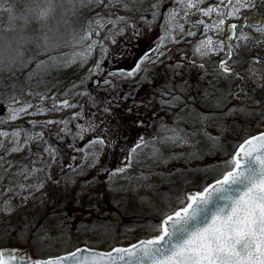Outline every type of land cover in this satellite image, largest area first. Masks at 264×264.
<instances>
[{
	"label": "snow or ice",
	"instance_id": "snow-or-ice-1",
	"mask_svg": "<svg viewBox=\"0 0 264 264\" xmlns=\"http://www.w3.org/2000/svg\"><path fill=\"white\" fill-rule=\"evenodd\" d=\"M203 3L204 0H172V6L162 10L164 0H155L147 8L144 6L145 0H0V89H2L0 107L4 110L0 115V124L15 122L26 115H44L57 109L78 107L68 99L57 103L55 97H52L51 109L40 107L31 101L34 98L43 103L48 98L47 92L36 91L41 85L46 86L44 81L48 74L77 63L83 67L92 57L94 49L99 47L101 56L95 65L89 68L87 76L84 77L86 81L103 71L109 53L108 43L116 45V37L125 35V29L129 27L133 29L134 35H139V29L135 24L130 23V17L120 15V11L141 13L140 20L148 26L156 22L159 16H163L164 35L153 49L155 52L163 46L168 37H172L173 43L177 42L173 36L175 29L184 32V25L179 23V19L183 18L180 16L181 12L185 17L192 9L200 11L202 16H209L215 12L217 19L213 20L212 24L204 23L203 19L197 21L198 25H203L207 34L209 30L223 31L227 19L239 20L242 12L257 7L256 0H219L215 6L200 8ZM261 6H264V0ZM97 9L100 11H96ZM149 11L150 20L145 19L144 15ZM85 12H95V15L85 16ZM243 20L248 21L249 17H243ZM119 25L124 27H118ZM245 27H252L260 37H264V21L241 25L231 23L228 25L229 35L226 40L213 41L208 37L202 39L194 48V53L201 59L219 52H223L225 58L213 65L211 70L204 63L196 64L195 59L188 61L189 64L203 70V75L197 79L205 83L202 88L198 83L195 90L199 95L201 106L207 111L196 108V98L190 95L193 90L191 81L176 80V77L183 76L181 70L184 67L185 57L182 56L179 61L169 65L171 76L166 77L153 89L148 103L151 106L158 93L160 98L157 103L160 110L172 117L173 124L169 126L162 123L160 131L164 135H158L152 140L140 136L128 151L125 160L121 162L123 166L103 170V174L107 176L104 183L108 185V191H126L124 188H113V180L121 177L131 182L133 177L129 176L128 172L134 162H139L137 157L144 149L151 148L150 158L160 162L163 160V153L159 145L167 146L171 143L182 147L195 140V143L190 145L193 151L187 155L189 159H199L202 158L197 148L201 142L199 137H203L210 145L204 155H211L222 148L223 134L229 127L237 124L238 116L246 121L256 120L257 127L260 123H264V100L255 99L243 85L233 89L228 83L229 78L239 79V73L232 66L233 63L241 62L240 56L233 61L235 49L240 47L239 41L253 40L243 31H240L238 37L234 35L238 28ZM186 35L193 36L195 33L189 30ZM234 39L237 40L235 45L231 43ZM254 42L262 44L264 39H256ZM67 48L71 51H62ZM163 55L166 53L158 54L152 63L160 65ZM40 57L44 58L40 59ZM149 59L150 56L146 53L130 70H120L119 73L109 71L107 75L110 77L119 75L131 79L144 72L145 76L141 77V83L147 81L155 85L154 80L147 79V73L151 69L143 67ZM254 62L259 63V60ZM25 70L27 73L24 82L21 83L18 73H24ZM251 71L255 76L256 72ZM103 83L109 85L112 81L104 79ZM222 83H228V86L221 87ZM73 87L78 85L74 84ZM257 87H264V84H257ZM76 94L88 95L86 92ZM89 99L92 97L89 96ZM79 107L81 111L75 113L71 119L84 120V123H76V131L72 134V139L85 141L86 135L89 138L82 146L72 145L76 151L82 152L83 156L80 165L73 163L67 165V168L82 174L84 164L89 159L92 163L88 167H96L103 150L106 147L114 148L116 142L106 139L105 135H93L98 130L107 134L109 128L103 119L99 123H95L93 119H85L84 106L79 105ZM33 108L35 111H30ZM174 109L178 111H173ZM111 110V101H108L102 111L110 114ZM90 115L95 117L96 113ZM153 118L162 122L164 119L157 113H153ZM229 120L232 121L231 126ZM29 123L33 128L37 127L35 122ZM181 123L188 124L191 131L179 127ZM44 124H62L60 133L69 134L67 120H47ZM137 126L145 125L143 121H139ZM209 127L214 128L219 135H212L208 131ZM21 133H23V142ZM57 138L59 139V135ZM39 141L47 144L42 131L33 133L21 127L11 131L0 130V149L5 148V142L11 145L4 151V155H0V179L9 180V184L4 188V194L12 193V199L19 198L20 205L38 199L42 207L40 215L22 221L19 229L5 230L3 237L0 238L5 241L13 239L29 242L36 249L37 255H30L26 249L0 247V264H117V261H124V264H264V130L254 135H246L242 142L235 146L231 158L222 166L224 169L222 175L217 177L214 183L206 185L201 191L188 194L186 206L174 212H165L162 222L156 229L159 235L153 239L141 241L139 245L134 244L128 249L113 248L109 253L76 248L75 251L65 255L54 257L49 255L46 258L39 255L40 246L45 241L51 244L56 240H62L66 222L74 220L75 213L68 212L67 203L58 205L53 201L50 206H46L48 199L47 193L44 192L46 183L51 181L60 185V180L53 179L50 171L45 172L51 169L52 164L41 158L42 167H22L9 176V171L15 167V164L6 159L7 156L19 153L25 148L31 151V144ZM97 146H99L98 151H89ZM43 153L55 163L57 149L46 146L43 148ZM76 159V156L72 157L73 162ZM195 171L207 172L208 169ZM21 177L23 181L35 182L25 183ZM98 178L82 182L81 190L73 200L77 208L83 207L81 198L86 194L89 200L103 199V193L92 195L85 191ZM137 179H147V176ZM74 184L75 181L71 178L65 180V187ZM36 193L40 195L36 196ZM168 199L169 197H164L165 202ZM114 206L119 208V203H115ZM15 208L16 205H13L12 200L9 199L4 203L3 212L11 214ZM94 209L99 212L96 204H89L85 209L89 217ZM38 219L42 220L39 224ZM113 252L116 255H113Z\"/></svg>",
	"mask_w": 264,
	"mask_h": 264
},
{
	"label": "rangeland",
	"instance_id": "rangeland-1",
	"mask_svg": "<svg viewBox=\"0 0 264 264\" xmlns=\"http://www.w3.org/2000/svg\"><path fill=\"white\" fill-rule=\"evenodd\" d=\"M260 1L262 0H256V5L258 8L242 12L240 14L241 19H227L225 21L223 31L209 30L207 34H205L204 32L203 25H198L197 21L203 19L204 23L212 24L213 20L217 19L215 12L211 13L209 16H202L200 11H198L197 9H192L190 10L189 15L186 17L184 16V13L181 12L180 16L183 18L179 19V23L184 25V32L181 33L179 29H175L173 31V36L175 37V40L177 42L173 43L172 37H168L165 39L163 46H161L158 51L155 52L153 51V49L156 48L160 37L164 35V28H162V25L164 23L163 16H159L156 22H154L151 26H148L140 20L141 13L136 12L133 14L120 11V15L130 17V23L135 24L136 28L139 29V35H134L132 28H126L125 35L116 37V45H111L110 43L107 44V46L109 47V53L108 58L103 65V71H101L98 75L93 76L85 81L84 77L87 75L84 73V70L83 76L78 80L79 82L75 84L78 85V87H73V85L66 87L64 91H61L60 95L55 96V101L57 103H59L63 99H68L70 103L76 104L78 105V107L57 109L44 115H26L15 122L3 124V130L8 129L7 131H11L15 124L19 125V127L21 128H24V123H28L29 125H31V123H29L31 121L35 122L37 128L39 129L36 132H44V140L47 141V144H45L44 141L33 142L30 146L31 151L25 148L19 153H15L6 157L7 160H11L15 164V167L10 169L9 174L11 176L12 173L19 171L22 167H42L43 165L41 162V158L43 159V161L52 164L51 169L45 170V172L50 171V174L53 179L60 180V185L58 186L56 184H53L51 183V181L46 183V186L44 188V192L47 193L48 197L46 206H50L53 201H55L58 205H62L64 203L68 204V212L70 214L75 213V216L74 220H68L66 222L65 231L71 230L78 232L79 237H76L79 242L78 246H87L90 248L110 250L113 246L127 245L130 244V242L132 243L133 241L130 238L132 237L131 235L139 236V238H146V236H148L149 234L144 231L143 226L141 227V225L139 226V224H132V222L128 223L126 219H124L128 214H125V216L122 215L123 213H128L133 210L129 207V205H127L129 204L128 199L129 202H131V200L136 201L137 197L141 198L143 195H147L146 199L142 198L145 200L142 203L143 205H141V209L149 208L150 203L152 202L154 204L153 209L155 208L158 213H164L167 211L169 205H167L166 202H164L163 205H160L162 202L161 200H163L164 196H160V198L153 197L152 195H149L151 194L149 192L154 189L152 188L153 186H158V181L160 177L157 176H168L167 173H170L168 171H170L176 165H180V162L177 163L174 161H167L166 157H169V155H171L172 153H190L191 151H193L190 145L194 144L195 140H191L189 142V145H185L182 147L171 143H169L167 146L159 145L161 152L163 153V160L160 162L154 161L150 158L151 148L144 149L143 152H141L137 157L139 162H134L132 168L128 172V175L133 177L131 182L121 177H116L113 180V188H124L126 191H108V185L104 183V181L107 180V176L103 174V170H110L123 166L121 162L125 160L128 151L140 136H144L147 140H152L154 137L161 135L162 131H160V126L163 122L164 124H167L169 126L173 124L171 116L166 115L160 109H156L153 105L149 106L148 104L149 94H152L155 85L163 82L166 77L171 76L169 65L179 61L182 56L185 57L183 61L184 67L181 70L183 72V76L176 77V80L178 82L181 79H185L191 81L192 83L193 65L188 63V61L192 59L196 60V64L203 62L208 67V69L211 70L213 65L218 64L221 59L225 58L224 53L219 52L217 54L211 55L210 57L201 59L198 55L194 53L195 46L202 39H206L208 37H211L213 41L226 40L227 35L229 33L228 25L233 22H238L239 25L244 23H253V18L255 17V14L253 13L257 12L259 15L264 14L263 10L261 11ZM154 2L155 0H145V7L147 8L150 4ZM218 3L219 0H204V3L201 4L199 7L207 8L209 6H215ZM171 6L172 0H164V9L162 10H166L168 7ZM144 15L145 19H151L150 11L145 13ZM243 17H249V20L244 21ZM262 19L264 20V18ZM118 27H124V25H119ZM189 30L194 32L195 35H186ZM104 31L106 32L107 29H105ZM240 31H243L249 37H252L253 40L264 39V37H260V35L252 27H245L243 29L238 28L236 37L239 36ZM103 34L104 33H102V36ZM231 43L237 44V40L234 39L233 41H231ZM239 45L240 47H244L245 51L248 52V54L250 53V50H252V53H254L252 56H256L259 60V63H255L250 60L251 64L249 66V71L248 68H246V75L248 76L247 78L251 81V85L255 86L254 88H252L253 91L250 92L252 93L251 95H253L254 97H258L257 100H259V97L261 96V100H264V87H257V84H264V43H251L250 40L247 42L239 41ZM240 47L238 49H241ZM163 50L164 52L162 53H166V55H163L161 57L162 63L160 65L153 64L151 59L156 57L159 52ZM146 53L149 54L150 59L145 62L143 67L151 69V71L147 73V79L154 80L155 85L147 81L141 83V77L145 76L144 72H140L137 76H135V78L131 79L123 78L119 75L111 77L107 75L109 71L119 73L120 70H130L132 67H134L135 63L138 62L139 59L143 57ZM100 56L101 52L99 47H97L96 49H94L92 57L86 64L85 69L88 71L89 68H92L95 65L96 61L100 58ZM250 69L256 72L255 76L252 75V71ZM93 78H96L99 82L97 88H92L91 80ZM104 79H109L112 81V83L109 85H105L103 83ZM208 79H211V77H208ZM78 92H86L88 93V95L80 96L76 94ZM190 95H194L193 97L196 98V108L200 109L201 111H207L201 106L199 102V95L197 93L194 94L193 91L190 93ZM89 96H91L92 99H89ZM116 97H120V99H116ZM159 98V94L157 93L155 100L157 99L158 101ZM108 101H111L112 105V110L110 114H106L102 111L103 107ZM233 103L237 102L233 101ZM33 104H37L43 108L51 109L53 99L52 97H49L46 98L43 103L38 101L33 102ZM79 105L84 106L83 111L85 114V119H93L95 123H99L100 120L103 119L105 121L106 126L109 128V132L107 134H104L98 130V132L93 135H105L106 139L116 142L114 148L106 147L103 150L96 167H88V165L92 163L91 159H89L84 164L82 174L79 171L72 172L69 168H67V165L73 163L75 165H80L81 157L83 156V153L76 151L75 148L72 147V145L75 144L77 147L82 146L83 143H85L89 138L86 135L85 141H73L72 139V134L76 131V123H84V120L74 121L71 119V117L75 113L81 111ZM129 109H131V112H129ZM30 111H35V108L31 109ZM90 113H96L95 117H92ZM153 113L159 114L158 116L160 117L161 114H165L167 117H163L164 119L162 122L159 119H154ZM2 114L3 112H0V115ZM47 120L69 121V134L64 135L60 133V129L63 127L62 124H44V122ZM168 120L170 121L168 122ZM139 121H143V124L145 126L138 127L137 123ZM251 122L254 123L257 121L251 120ZM178 126L184 128L186 131H191V127L188 124L181 123ZM259 127L261 129H264V123H260ZM28 128H31V126H29ZM250 128L253 129V127L251 126ZM208 131L212 135H214V132H212L213 128L209 127ZM58 135L59 139L57 138ZM199 139L201 142L197 145V148L203 158L201 159V162L194 164L197 165L209 162L210 165H208V168H210L209 170L211 174L214 173L215 175H218L219 173L223 172L224 169L222 166L227 160L231 158V155L233 154L232 151H234L236 145L223 144L221 140L222 148L220 150L215 151L211 155H204V153L208 151L210 145L207 141L203 139V137H199ZM21 141L23 142V133H21ZM46 146H51L57 149V157L55 163H52L47 154L43 153V148ZM10 147L11 145L5 142V148L0 149V155H4V151ZM98 150L99 146L89 149V151ZM73 156H76L77 158L75 162H73L72 160ZM191 164H193V162ZM41 175H44V173H41ZM143 176H147V179H137ZM95 177H99L98 180H96L95 183L92 186L88 187L85 191L86 193L92 195H98L100 193H103V199L89 200L88 195L86 194L81 198L83 200V207L77 208L73 203V200L76 197V194L80 192L82 182L85 180L92 181ZM69 178L74 180L75 184L65 187V180ZM21 180L23 181L22 177ZM194 180H199V178H194ZM23 182L30 184L34 183L35 181L28 180ZM202 183L203 181L201 182V180L197 182L198 186H201ZM201 188L203 187H191L190 189L199 190ZM16 191H19V189H16ZM51 191L53 192V194L48 193ZM187 192L188 191L186 189L182 196L184 201L183 205L187 202ZM65 194L67 195L66 200ZM23 195H28V193H23ZM35 195L39 196L40 193H36ZM12 197V193H8L7 195H5L4 188H1L0 186V234L1 232L5 230H10L13 227L14 229H19L20 227L17 224L19 223L18 221H21L22 215L26 216V220H31L33 217H37L42 213L40 201L36 202V200H34V206H31L30 210H27L26 205H20L19 198L12 199ZM9 199L12 200L13 205H16V208L15 211H13L11 214H5L3 212V206L4 203ZM28 202L32 203L33 200H29ZM170 202L172 204L176 203L174 202V199L170 200L169 203ZM115 203H119V208L114 206ZM89 204H96L99 207V212L94 209L91 212L90 217L89 214L85 211ZM49 211H51L50 207ZM111 212L118 213L119 216H121L122 221H124V228L122 232L125 237H128H122L121 240L116 241L120 243L114 242V245H112L111 243L109 244V240L107 241V238H104L105 222H102V218L111 217ZM171 212H174V210ZM105 213H107V215H105ZM131 218L132 217H130L129 221H131ZM163 218L164 215L161 219ZM41 222V219L37 220L38 224ZM9 226L12 227L8 228ZM110 239H113V237ZM106 241L107 243H105ZM71 244V240H66L65 238L63 241L56 240L50 245L48 244V241H45L44 244L40 246V248L44 249V246L48 247L50 251L54 252L52 253V255L54 256L59 255L60 253L68 252L73 249L74 247H72ZM20 246L27 247L29 249L30 255L32 254L30 247L31 245L28 242L23 241L22 245Z\"/></svg>",
	"mask_w": 264,
	"mask_h": 264
},
{
	"label": "trees",
	"instance_id": "trees-1",
	"mask_svg": "<svg viewBox=\"0 0 264 264\" xmlns=\"http://www.w3.org/2000/svg\"><path fill=\"white\" fill-rule=\"evenodd\" d=\"M260 2H261L260 3V6H261L262 1H260ZM144 6H145V4H144ZM262 10L264 12V6H261V11ZM96 11H99V10L97 9ZM93 15H95V12H92V13L85 12V16H93ZM62 51L70 52L71 49L67 48V49H63ZM43 58L44 57H40V59H43ZM85 68H86V65L81 67L80 64L77 63V64L71 65L65 69H62L60 71L52 72L45 77L44 84L46 86L41 85V87L37 88L36 91H39L42 93L47 92L48 98L60 95L61 91H64L66 87L72 86V85L77 84L79 82L78 80L83 76L84 70H85L84 73L86 75L88 74V71ZM197 72H198L197 70L195 72V70L192 69L193 90L191 92L194 91V94L197 93L195 90L196 85L199 83L201 85V88H202L203 83H205V82L198 81L197 78L201 75H198ZM26 73H27V70H25L24 73H18L21 83L24 82ZM161 83L156 84L155 87L160 85ZM33 86L35 87V81H33ZM227 86H228V84H226V83L221 84V87H227ZM0 90H2V89H0ZM150 99H151V94H149V97H148V100H150ZM38 101H39L38 99L33 98L31 102L33 103V102H38ZM151 105H153L156 109H160V106L157 103V99L153 100ZM174 110L178 111L177 109H174ZM163 112L165 113V111H163ZM161 117L166 118L167 116L165 114H161ZM236 120H237V124L234 127H229L228 131L223 134V138H222L223 144L237 145L243 139V137H245L247 134H250V133H252V131H255V130L257 131L260 129V127H257V122L252 123L251 120L246 121L245 119H243L242 117H239V116L236 118ZM169 121L170 120H168V122ZM228 123L230 126L232 125L231 120H229ZM29 126H31V128H28ZM250 126L253 127V129L250 128ZM14 127L17 128V127H19V125L15 124ZM0 128H3L2 125H0ZM24 128H26L28 131L31 130L32 132H36L37 130H39L37 127L33 128L32 125H29L28 123H24ZM212 132H214V135H219V133L214 128H213ZM43 134H44V132H43ZM162 135H164L163 132L161 133L160 136H162ZM173 157H180V158L174 159ZM202 158H203V156H202ZM202 158L189 159L188 155L185 154V152L184 153H172L171 155H169V157H166L167 161H170V162L174 161L177 163L180 162V165H176L170 171H168V172H170V173H167L168 176H165V175L157 176V177H160V179L158 181L159 182L158 186L157 187L153 186L152 188H154V189L149 192V193H151L149 195H152L153 197H159V198H160V196L169 197L168 201L166 202V204L169 205L166 212L176 210L178 207L183 206L184 201H183L182 196H183V193L186 189L188 190L191 187L192 188L202 187V186L206 185V183H209L210 181H213L214 179H216L217 177L222 175V172L219 173L218 175H215L214 173L211 174V172L209 170L210 168H208L209 167L208 165H210L209 162L204 163V164L201 163V164L195 165L196 163L201 162ZM192 162H193V164H191ZM197 169H200V170L208 169V171L207 172L195 171ZM181 173L183 175H181ZM9 176H10V174H9ZM194 178H199V180H194ZM200 180H201V182L203 181V183L201 186H198L197 182ZM8 184H9L8 179H0L1 188H5ZM48 193L53 194L52 191L48 192ZM48 196H50V195H48ZM136 197H137V195H136ZM146 197H147V195H143L141 198L137 197L136 201L131 200V202H129V199H128L129 204H127V205H129V207L132 208L133 210H131L128 213L127 212L123 213L122 215L125 216V214H128V215H126V218H124V219H126V221L128 223L132 222V224H139V226L141 225V227L142 226L144 227V231L147 234L156 235L159 233L156 230L157 226L160 224V222L162 220L161 218L165 212L164 213H158L155 210V208L153 209L154 204L152 202L150 203L149 208L141 209V207H142L141 205H143L142 203L146 199ZM164 197H163V200H161L162 202L160 205L164 204V202H165ZM142 198H145V199H142ZM172 199H174V202H176L175 204H172L171 202L169 203V201ZM38 201L39 200L37 199L36 202H38ZM177 201H178V203H177ZM181 201H183V203ZM33 203H35V202L34 201L32 203L28 202L26 204V209L30 210V207L34 206ZM140 213H142V214H140ZM136 214H138V215H136ZM129 215H131V216H129ZM130 217H132L131 221H129ZM102 219H103L102 222H105V229L104 230L106 231V232L104 231V233H105L104 238H107V241L109 240L108 241L109 244L111 243L112 245H114V242L120 243V242H116V241L121 240L122 237L123 238L127 237V236L125 237V235H123L122 231L124 228V225H123L124 221H122L121 216H119L118 213L111 212L110 218L104 217ZM24 220H26V216L22 215L21 221H18L19 223L17 225L19 227H21L22 221H24ZM10 227H12V226H9L8 228H10ZM11 229H14V227ZM4 232L5 231L1 232L0 238L3 237ZM131 236L132 237H130V238L132 241L139 239V236H133V235H131ZM76 237H79L78 232L69 230V231H65L64 238L60 241H63L65 238H66V240H71V242H72L71 245H72V247L75 248L79 244ZM112 237H113V239H110ZM107 241L105 243H107ZM22 243H23V241H19V240L9 239V240L5 241L3 239H0V247H2V246H14V245L20 246V245H22ZM29 244L31 245V243H29ZM48 244H49V242H48ZM30 247H31V251H32L33 256H36L37 255L36 249H34L32 247V245ZM44 247H45L44 249L40 250L39 255H41L43 257H47L49 255L51 256L52 253H54V252L50 251V249L48 247H46V246H44ZM102 247H104V246H102Z\"/></svg>",
	"mask_w": 264,
	"mask_h": 264
},
{
	"label": "flooded vegetation",
	"instance_id": "flooded-vegetation-1",
	"mask_svg": "<svg viewBox=\"0 0 264 264\" xmlns=\"http://www.w3.org/2000/svg\"><path fill=\"white\" fill-rule=\"evenodd\" d=\"M256 8H258V7H256ZM255 10H257V9H255ZM253 14H255V17L253 18L254 22L258 23V22H261L263 20L262 16L259 15L257 12H255ZM237 24L239 25V23H237ZM228 35H229V33H228ZM234 35L237 36V30H236V33H234ZM253 42H254V40H251V43H253ZM233 44H235V43H233ZM240 48L241 49H235V54L233 56V61L236 60L237 56H240L241 57V62L239 64L233 63V65H232L233 68L235 69V71L237 73H239V79H237V78H229L228 83H230V85H232L231 87L233 89L237 88L238 85H243L245 90L250 93V92L253 91L252 88H254L255 86L251 85V81L247 78L248 76L246 75V73H247V69L246 68H248V71H249V66L251 64V61L254 62V60H257L258 58L256 56H252L254 54V53H252V50H250V53L248 54V52L245 51L244 47H240ZM240 52H242V53H240ZM228 83H226V84H228ZM254 83H256V82H254ZM251 94L252 93H250V95ZM254 98L258 99V97H254ZM261 99L262 98L260 96L259 100H261Z\"/></svg>",
	"mask_w": 264,
	"mask_h": 264
},
{
	"label": "water",
	"instance_id": "water-1",
	"mask_svg": "<svg viewBox=\"0 0 264 264\" xmlns=\"http://www.w3.org/2000/svg\"><path fill=\"white\" fill-rule=\"evenodd\" d=\"M92 88H96V87H98V80L96 79V78H93L92 79ZM257 134V133H256ZM254 135V134H253ZM215 181H213L212 183H214ZM211 184V183H210ZM192 192H196V190H190V191H188L187 192V195L188 194H191ZM180 209V208H179ZM179 209H177V210H179ZM176 210V211H177ZM155 236H153V237H150V238H146V239H141V240H138V241H135L134 243H132V244H129V245H126V246H115V247H113V248H125V249H128V248H131L132 247V245H139L140 244V242L141 241H146V240H150V239H153ZM7 247H13V246H7ZM14 247H16V248H20V249H22V250H27L28 252H29V249L27 248V247H18V246H14ZM77 248H80V249H89V250H91V251H93V252H99V253H109V252H112V250H113V248L112 249H110V250H98V249H94V248H90V247H87V246H77ZM76 250V248L74 249V250H72V251H75ZM72 251H70V252H72ZM68 253V252H67ZM67 253H64V254H60V255H65V254H67ZM29 254H30V252H29ZM113 255H116L114 252L112 253ZM56 256H58V255H56ZM54 257V256H53ZM125 259H127V257H125ZM117 264H124V261H117Z\"/></svg>",
	"mask_w": 264,
	"mask_h": 264
},
{
	"label": "bare ground",
	"instance_id": "bare-ground-1",
	"mask_svg": "<svg viewBox=\"0 0 264 264\" xmlns=\"http://www.w3.org/2000/svg\"><path fill=\"white\" fill-rule=\"evenodd\" d=\"M261 16H262V18H264V15L263 14H261ZM192 69H194L195 70V72H196V70L198 71L197 73H203V70H201V69H199L198 67H194V66H192ZM0 112L2 113L3 112V108L2 107H0ZM0 125H2V127L4 128V125L3 124H0ZM3 128H0V130H3ZM15 127H13L12 129H14ZM6 130H8V129H6Z\"/></svg>",
	"mask_w": 264,
	"mask_h": 264
}]
</instances>
